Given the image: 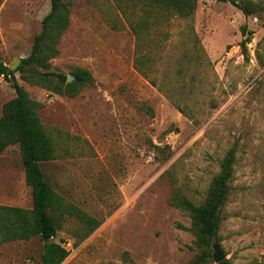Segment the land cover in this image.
I'll list each match as a JSON object with an SVG mask.
<instances>
[{
    "label": "rangeland",
    "instance_id": "374dc122",
    "mask_svg": "<svg viewBox=\"0 0 264 264\" xmlns=\"http://www.w3.org/2000/svg\"><path fill=\"white\" fill-rule=\"evenodd\" d=\"M51 1L0 0V59L10 69L31 52ZM64 1L70 23L49 72L83 69L94 84L68 98L16 74L57 149L41 165L46 180L101 222L83 238L76 219L58 221L62 264H215L202 261L189 216L170 201L202 203L231 149L218 244L231 264H264V0H235L251 15L198 0L186 19L126 1ZM140 54L150 64L137 68ZM14 96L0 77V116ZM0 205L32 208L17 146L0 153ZM41 253L39 238L2 244L0 264H40Z\"/></svg>",
    "mask_w": 264,
    "mask_h": 264
},
{
    "label": "trees",
    "instance_id": "16d2710c",
    "mask_svg": "<svg viewBox=\"0 0 264 264\" xmlns=\"http://www.w3.org/2000/svg\"><path fill=\"white\" fill-rule=\"evenodd\" d=\"M142 4L150 12L161 16L174 14L180 18H189L194 14L198 0H115L119 7L122 2ZM228 2L239 8L245 15H251L250 4H241L235 0H216ZM70 2L52 0L49 13L43 18L40 32L34 37L31 52L15 69H10L0 59V77L11 84L15 96L2 106L0 116V153L17 146L21 157L25 185L31 190L32 208L27 211L18 207L0 205V245L29 241L39 238L42 242L40 264H62L69 252L57 243L58 221L64 216L76 219L81 236L88 238L101 222L82 210L65 204L45 178L42 164L56 159L57 149L52 135L42 124L38 109L40 104L31 100L19 85L21 81L45 88L50 94L76 97L80 91L94 84L92 75L83 69H75L73 80L67 82L63 74L49 72L51 61L59 55L60 38L70 23ZM147 20L141 26H146ZM137 28V29H136ZM135 29L137 39H141L140 27ZM245 28H242L243 35ZM251 35V32H247ZM249 40H246L248 43ZM245 49V46H243ZM150 58L140 54L135 59L139 68L150 64ZM145 75L144 71H141ZM234 150L224 157L220 172L212 179L204 201L198 205L181 194H175L171 205L185 212L191 221V231L196 237L195 244L201 249L202 261L212 259L213 242L218 243L222 217L221 210L229 195V183L233 175ZM218 264H231L227 259Z\"/></svg>",
    "mask_w": 264,
    "mask_h": 264
},
{
    "label": "water",
    "instance_id": "95a60500",
    "mask_svg": "<svg viewBox=\"0 0 264 264\" xmlns=\"http://www.w3.org/2000/svg\"><path fill=\"white\" fill-rule=\"evenodd\" d=\"M72 80H73L72 77H67V82H71ZM212 250H213L212 259L215 264H218L226 259V256L218 243L213 244Z\"/></svg>",
    "mask_w": 264,
    "mask_h": 264
}]
</instances>
